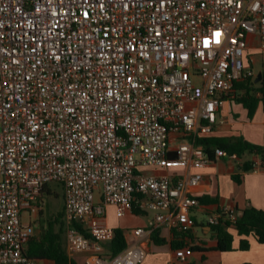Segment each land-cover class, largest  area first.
Masks as SVG:
<instances>
[{"label": "built area", "instance_id": "obj_1", "mask_svg": "<svg viewBox=\"0 0 264 264\" xmlns=\"http://www.w3.org/2000/svg\"><path fill=\"white\" fill-rule=\"evenodd\" d=\"M252 38L263 78L264 0H0V264L36 263L26 250L51 183L63 187L67 255L84 264L144 260L138 245L105 249L109 205L191 231V189L213 161L199 140L257 77ZM186 167L188 178L145 171ZM189 246L171 264H190Z\"/></svg>", "mask_w": 264, "mask_h": 264}, {"label": "crops", "instance_id": "obj_2", "mask_svg": "<svg viewBox=\"0 0 264 264\" xmlns=\"http://www.w3.org/2000/svg\"><path fill=\"white\" fill-rule=\"evenodd\" d=\"M256 44L257 39L252 38L249 52H254V55H257ZM213 136L243 138L252 144L264 146V109L262 105L258 106L250 118L248 110L235 98L227 100L219 113V123L215 127ZM248 160L255 161L257 167L243 173L240 167L243 162ZM145 171L154 175H178L184 178H188L195 172L191 167L147 168ZM200 172L202 179L196 188L191 189V194L197 198L205 196L209 200L217 198V202L207 200L199 203V206L193 209L191 214L195 220V226L191 230V237L184 238L182 234H175L165 226L158 227L154 213L149 210H141L139 213L129 211L124 216L118 217L115 206L109 205L106 207L101 224L108 228L122 230L128 247L138 245L144 250L145 257L140 264H171L175 250L181 243L184 246H199L202 250H208L190 251L188 254L190 264H264V244L257 242L253 236H239L234 228H230L233 235L231 251L210 250L216 246V240L209 224V218L220 212L236 216L248 207L264 210V165H261L258 157L246 154L242 158H215ZM234 175L240 176L239 182L234 180ZM136 228L145 229L148 235L141 240H135L131 231ZM153 234L164 242L156 243L153 240ZM242 239L247 240L250 244L246 251L240 249ZM106 246L107 244H104L107 250ZM84 258L85 254H77L71 259L75 264H84ZM40 262L52 264L45 260L35 264H41Z\"/></svg>", "mask_w": 264, "mask_h": 264}, {"label": "trees", "instance_id": "obj_3", "mask_svg": "<svg viewBox=\"0 0 264 264\" xmlns=\"http://www.w3.org/2000/svg\"><path fill=\"white\" fill-rule=\"evenodd\" d=\"M256 78L252 76L247 77L244 81L237 83L235 89L238 93L235 95V100L241 103L247 110L251 118L258 106L261 104L264 109V77L261 82L255 83ZM205 148L210 159H215V149L223 150L229 157L242 158L244 155L256 156L259 158L261 165H264V146L252 144L243 138H223L211 136L199 140ZM257 167V163L253 160H248L242 163L241 172H249ZM234 180L240 181V176H233ZM63 190V187H62ZM51 195L50 187H47L44 194ZM64 198V196H63ZM199 203L208 201L217 202V198L208 199L203 196L197 198ZM133 211L141 212L138 204H134ZM231 213H218V223L211 225V229L215 235L216 246L210 250H217L220 252H228L233 249V235L230 228H234L239 236H253L257 242L264 244V210L254 207H248L242 211L240 215H236L235 219H231ZM63 219V220H62ZM59 224V228L56 226ZM174 232V231H173ZM178 232H175V234ZM182 234L184 238L191 237V231ZM65 221H64V203L63 211L59 212L55 218L48 221L47 227L38 236H33L27 247V255L35 262L49 261L52 264H75V262L67 255L65 248ZM153 240L156 243H162L164 240H159L153 234ZM180 246V247H179ZM127 247V242L124 233L120 229H114V238L107 243V251L115 256ZM186 247V245L179 244L178 248ZM250 244L247 240L242 239L240 244L241 250H248ZM191 252L208 251L202 250L199 246H189ZM209 250V251H210ZM249 264V263H244Z\"/></svg>", "mask_w": 264, "mask_h": 264}, {"label": "rangeland", "instance_id": "obj_4", "mask_svg": "<svg viewBox=\"0 0 264 264\" xmlns=\"http://www.w3.org/2000/svg\"><path fill=\"white\" fill-rule=\"evenodd\" d=\"M250 57H256L255 63L253 67V72L257 73L261 70V60L259 55H254V52H249ZM51 190V195H47L46 193L43 195V207L41 211L38 213L36 218V227L33 231V236L40 235L44 228L47 227L48 221L52 218H55L59 212L63 211V203H64V194L62 190V186L56 183H51L49 185ZM25 221H27L26 215ZM63 220V219H62ZM56 228H59V224H57ZM65 240V236H63ZM41 264H47V262H40Z\"/></svg>", "mask_w": 264, "mask_h": 264}, {"label": "water", "instance_id": "obj_5", "mask_svg": "<svg viewBox=\"0 0 264 264\" xmlns=\"http://www.w3.org/2000/svg\"><path fill=\"white\" fill-rule=\"evenodd\" d=\"M261 80H262V72H259L258 74H257V77H256V79H255V83H259V82H261Z\"/></svg>", "mask_w": 264, "mask_h": 264}]
</instances>
